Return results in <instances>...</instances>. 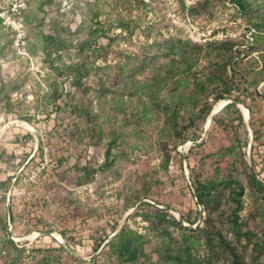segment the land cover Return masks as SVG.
<instances>
[{"label":"rangeland","instance_id":"374dc122","mask_svg":"<svg viewBox=\"0 0 264 264\" xmlns=\"http://www.w3.org/2000/svg\"><path fill=\"white\" fill-rule=\"evenodd\" d=\"M180 1L77 0L72 7H62L67 14L64 12L61 18L54 9L48 10L40 29L29 26L28 32L24 27L26 38L21 48L15 46V38L10 48L7 33L0 28V182L11 178L8 188L0 189V197L5 194L6 200L12 186L9 206L24 208L31 215L27 231L38 226L46 233H67L61 240L80 259L58 249L59 253L53 255L58 256L59 262L54 264H78L71 257L81 264H106L100 253L103 244L93 251L94 243L106 237L107 241L115 233L112 229L116 223L119 228L127 224L144 234V258L157 264L159 241L147 230L148 224L134 216L135 209L141 202L152 204L167 210L175 219L178 215L194 222H183L194 229L203 211L196 206L191 188L196 178L219 181L232 175L239 179L245 186L241 220L256 232L258 240L264 241V191L256 192L247 183L251 172L264 186V81L259 82L262 77L254 71L257 61L246 62L251 51L255 57L264 52V39L252 42L253 31L228 0H182L184 9ZM95 12L99 13V21L110 28L109 39H98L94 45L98 50L90 58L94 67L83 82L90 89L103 85L113 91L97 98L92 90L84 97L70 80L63 79L61 99L56 106L48 103L45 95L54 73L44 61L49 59L58 68L72 63L75 45L87 38ZM119 15L130 23L131 34L112 28L113 19ZM41 31L53 34L57 42L45 47L49 57L36 34ZM170 39L188 41L201 51L196 61L190 62V71L165 80L168 70L176 68L179 60L172 63L162 57L164 47L159 44ZM225 41V45L219 44ZM57 47L63 49L56 53ZM219 51L227 54L224 61L233 55V86L241 91L240 99L252 110L253 115L248 111L249 127L242 110L247 107L240 102L234 106L243 116L244 125H228L234 113L223 109L214 116L216 122L207 124L208 116L194 127L189 124V119L199 114L202 102L207 98L212 101L216 90V85H208L203 94H195L190 74L205 80L220 62L214 57ZM136 58L146 59V70L130 77L122 74L120 67L125 63L133 65ZM186 68L182 66V70ZM253 92L259 96L251 101L248 98ZM66 94L91 101L94 114L99 116L101 140H91L82 132L83 122L70 115ZM219 102L213 104L211 112ZM170 105L177 108V126L184 137L180 141H176L166 121L165 107ZM114 136L117 141L112 147L110 165L99 169L88 184L95 183L99 196L111 193L116 203L96 207L80 201L76 186L80 169L88 162L95 163L98 169L104 162L106 142ZM235 140L239 146L229 153ZM197 142L199 146L193 144ZM165 149L170 151L168 163L164 161ZM110 184L113 187L108 190ZM22 191L25 195L17 198ZM131 200L132 207L121 211ZM36 213L44 214L46 219ZM50 239L14 242L24 247V254L15 247H3L4 242H0V264H35L39 258L37 250L61 245L49 242Z\"/></svg>","mask_w":264,"mask_h":264},{"label":"trees","instance_id":"16d2710c","mask_svg":"<svg viewBox=\"0 0 264 264\" xmlns=\"http://www.w3.org/2000/svg\"><path fill=\"white\" fill-rule=\"evenodd\" d=\"M77 0H71L66 5L67 7L73 6ZM233 7L237 15L244 19L248 25V29L253 31L250 39L254 44L262 41L264 35V0H228ZM180 5L184 9V3L181 0ZM65 6V8H66ZM62 1L59 0H27L26 8L22 10V16L24 18V27L29 32V26L32 29H40L44 17L48 10L54 9L55 15L58 18L63 17V13L66 10H62ZM64 14H67L64 13ZM99 13L95 12L92 17L91 27L88 32V36L85 40L79 41L75 45L74 60L68 66L58 68L52 61L46 59L44 62L48 68L54 73V79L48 84V92L45 95V99L48 103L57 105V102L62 97L60 88L63 84V79L70 80L72 86L76 91H79L85 97L92 90L97 98H101L105 93L113 91V88H106L100 85L97 89H90L83 82L93 70L94 62L90 61V58L94 56V53L98 51L93 48L96 45L98 39H109L105 24L99 21ZM115 26L113 29H118L121 33L131 34L133 32L130 23L125 20L124 17L118 16L113 19ZM0 28L4 29L9 38V47L12 48V40L14 35L5 27L0 24ZM54 28V27H53ZM41 37L45 54L47 50L45 47L48 45L56 44V40L53 34H44L43 31L36 33ZM29 37V34H28ZM227 41L219 43L225 45ZM159 46L164 47L162 57L171 61H177L176 68H170L168 70L165 80H173L179 73L190 71L192 68V61H196L201 49L195 46H191L188 41H181L179 39H170ZM63 49V48H62ZM61 49V50H62ZM99 49V48H98ZM60 47L56 48V53L60 52ZM255 52H252L247 56L246 62L250 59H255L258 66L254 71L256 75H261V81H264V52H258L257 56H253ZM49 53L46 57H49ZM227 54L217 52L214 57L218 58L220 62L215 64L214 72L207 76L205 80H201L196 74L191 73V84L193 91L197 95H201L206 91L208 85H216L215 93L212 94V101L208 98L202 102V107L199 110V114L189 119L190 126L194 127L197 122H204L209 116L213 104L221 100H233L234 102H240L245 104L249 114H252L250 106L241 100L242 95L240 90H237L234 85V75L236 63H233V55H229V60L224 61ZM151 58V60H153ZM145 58H136L133 65L128 66L127 63L120 67L122 74H128V76H135L143 73L148 66L145 64ZM182 66H187L186 70H182ZM182 71V72H180ZM0 85H2L0 81ZM16 86L13 88L15 89ZM92 92V93H93ZM67 104L69 107L70 115L74 116L79 121L83 122L82 132L87 135L91 140L98 137L102 139L101 130H99L100 122L99 116L94 114L91 108V101L87 102L83 99L75 98L74 94H66ZM256 92L250 93L248 99L254 101L257 98ZM56 108H59L58 106ZM167 111L166 121L169 123V127L173 132L176 141L184 139L181 136V132L177 126V108L170 105L165 107ZM223 110L230 112L234 117L229 120L228 125L232 122H237L238 125H244L243 116L235 108L234 104L226 105ZM217 119L213 121L216 122ZM117 137L108 139L104 150V162L98 169L95 163L88 162L83 168L80 169L81 176L77 179L76 186L80 187L90 183L93 180V176L99 169L110 165V156L112 147L115 145ZM175 142L173 147L176 146ZM164 145L167 148V145ZM239 146V141L235 140V147L228 149L229 153L233 152V149ZM170 151L165 149L164 161L168 163L170 158ZM11 181V178L4 182H0V189L6 190ZM16 183V181H15ZM247 183L256 192H263L264 186L259 182L255 176L249 172L247 174ZM191 188L193 190L196 206L202 208L200 213L201 226L196 225L194 229L181 225L173 216L169 214L167 210L160 207H156L152 204L141 202L137 205L134 216L140 217L143 222L148 224L147 230L158 239L157 248V264H264L261 262V257H264V241L257 239V234L254 230H251L246 223L241 220V213L244 210L243 197L245 195V186L237 178L232 175H228L222 180L216 181L213 179H194L192 180ZM140 199V197L135 200ZM133 201H127L124 209L125 212L133 205ZM0 204L3 208L0 210V242H4V246L15 247L20 254L25 253L24 247L20 248L17 244H14L7 237V209L5 194L0 197ZM9 221L13 229V217L10 216ZM184 223L193 225L194 222L189 221L182 217ZM229 226V228H226ZM119 225L116 223L112 232H116ZM12 232V233H13ZM69 233V232H68ZM67 233L62 232V236H66ZM106 238L102 241H95L93 251H95L101 244H103L101 255L105 258L106 264H152L150 259L144 258L145 245L147 243V237L138 232L136 229H132L127 224L122 225L118 233L108 242ZM261 241V242H260ZM68 242V241H67ZM14 248V249H15ZM63 252L66 255L68 253L61 245L58 248L47 247L42 250H37L39 258L35 264H54L59 262L58 256H54L53 253ZM76 263L81 264L80 260H76L71 257ZM93 259L91 262H94Z\"/></svg>","mask_w":264,"mask_h":264},{"label":"built area","instance_id":"2783aa9c","mask_svg":"<svg viewBox=\"0 0 264 264\" xmlns=\"http://www.w3.org/2000/svg\"><path fill=\"white\" fill-rule=\"evenodd\" d=\"M62 1V5L66 6L71 0H59ZM27 0H0V24L8 29L15 38V46L21 48L24 46V40L26 33L24 30V18L22 16V10L26 8ZM110 184L107 189L112 188ZM10 187L8 194H6V201L10 202L11 196ZM79 200L82 202H89L96 207H104L109 204H115V198L111 196V193L107 192L103 196H99L96 192L95 183L80 186L78 189ZM14 195V194H13ZM25 195L22 191L17 194V198Z\"/></svg>","mask_w":264,"mask_h":264},{"label":"crops","instance_id":"0c3cea01","mask_svg":"<svg viewBox=\"0 0 264 264\" xmlns=\"http://www.w3.org/2000/svg\"><path fill=\"white\" fill-rule=\"evenodd\" d=\"M7 206V204H6ZM7 209V207H6ZM38 217L45 218L44 214H38ZM10 216L13 217V229L14 232L11 231V237L8 236V238L12 242H37V239L39 237H43L42 242H46L44 238L50 237L51 239L49 242H59V239L62 237V232L60 230H56L50 234L43 232V230L39 229V227H35V229H28V221L30 220L31 215L24 209V208H17L13 209L12 205L10 206ZM9 216V218H10ZM8 218V212H7V222L8 226H10V229L12 230V225ZM64 232V231H63Z\"/></svg>","mask_w":264,"mask_h":264},{"label":"water","instance_id":"95a60500","mask_svg":"<svg viewBox=\"0 0 264 264\" xmlns=\"http://www.w3.org/2000/svg\"><path fill=\"white\" fill-rule=\"evenodd\" d=\"M228 104H236V102H234V101H225V104L222 106V108L221 109H223L226 105H228ZM220 109V110H221ZM245 109V108H244ZM220 110H218V111H220ZM246 110V112H247V116H246V121L248 122V110L247 109H245ZM218 111L217 112H211V114L209 115V118H208V120H207V124H209L210 122H212V120H213V118H214V116L218 113ZM248 127H249V122H248ZM33 133H34V135L36 136V138H37V140H38V135H37V132L36 131H34L33 130ZM183 143H185V142H183ZM195 146H199L200 145V142H197V143H193ZM256 178V177H255ZM257 179V178H256ZM258 180V179H257ZM259 181V180H258ZM7 212H8V218H9V216H10V206H9V203L7 202ZM176 220L181 224V225H183L184 226V223H183V221H182V219L177 215V217H176ZM122 227V225L120 226V228ZM8 228H9V237H11V231H10V226H8ZM119 228V229H120ZM119 229L111 236V237H109L108 238V240L106 241V242H108L109 240H111L117 233H118V231H119ZM48 234H50V233H48ZM59 243L61 244V246L70 254V255H73L75 258H77V259H80V257H78L75 253H74V251L71 249V248H69L61 239H59Z\"/></svg>","mask_w":264,"mask_h":264},{"label":"bare ground","instance_id":"6f19581e","mask_svg":"<svg viewBox=\"0 0 264 264\" xmlns=\"http://www.w3.org/2000/svg\"><path fill=\"white\" fill-rule=\"evenodd\" d=\"M224 104H225L224 101H220V102L214 107V111H213V112H217L218 110H220ZM242 110H243V115H244V117L246 118V116H247V112H246V110H245L244 108H243ZM28 128H30V127H28Z\"/></svg>","mask_w":264,"mask_h":264}]
</instances>
